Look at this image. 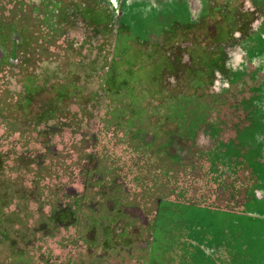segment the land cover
I'll list each match as a JSON object with an SVG mask.
<instances>
[{
	"label": "rangeland",
	"instance_id": "obj_1",
	"mask_svg": "<svg viewBox=\"0 0 264 264\" xmlns=\"http://www.w3.org/2000/svg\"><path fill=\"white\" fill-rule=\"evenodd\" d=\"M0 264H264V0H0Z\"/></svg>",
	"mask_w": 264,
	"mask_h": 264
}]
</instances>
